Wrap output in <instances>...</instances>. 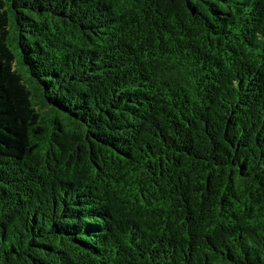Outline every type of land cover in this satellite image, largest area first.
<instances>
[{"label": "trees", "instance_id": "obj_1", "mask_svg": "<svg viewBox=\"0 0 264 264\" xmlns=\"http://www.w3.org/2000/svg\"><path fill=\"white\" fill-rule=\"evenodd\" d=\"M0 264H264V0H0Z\"/></svg>", "mask_w": 264, "mask_h": 264}]
</instances>
